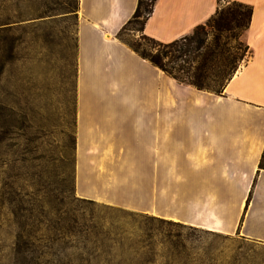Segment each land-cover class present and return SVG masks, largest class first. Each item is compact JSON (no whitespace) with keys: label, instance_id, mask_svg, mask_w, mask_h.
I'll list each match as a JSON object with an SVG mask.
<instances>
[{"label":"rangeland","instance_id":"1","mask_svg":"<svg viewBox=\"0 0 264 264\" xmlns=\"http://www.w3.org/2000/svg\"><path fill=\"white\" fill-rule=\"evenodd\" d=\"M78 10L79 0H0V264H12L18 233L39 264H264L263 241L181 219L194 200L184 198L191 184L179 181L178 151L169 183L163 150L77 151ZM209 31L206 91L217 93L214 76L225 85L250 50L244 29L224 32L220 41ZM144 36L132 30L120 39L151 49ZM151 153L155 163H148ZM58 218L73 231L55 234Z\"/></svg>","mask_w":264,"mask_h":264},{"label":"crops","instance_id":"2","mask_svg":"<svg viewBox=\"0 0 264 264\" xmlns=\"http://www.w3.org/2000/svg\"><path fill=\"white\" fill-rule=\"evenodd\" d=\"M223 1L253 7L250 55L213 93L178 82L119 38L139 0H79L77 151L163 150L165 183L178 151L179 181L191 184L184 198L194 200L181 219L264 242V0H157L144 33L161 42L181 38ZM147 159L155 163L152 153Z\"/></svg>","mask_w":264,"mask_h":264},{"label":"trees","instance_id":"3","mask_svg":"<svg viewBox=\"0 0 264 264\" xmlns=\"http://www.w3.org/2000/svg\"><path fill=\"white\" fill-rule=\"evenodd\" d=\"M156 2L157 0H139L134 14L119 31V38L124 39L123 36L127 31L140 30L144 32L146 21L152 14ZM229 2L230 3L227 7H221L219 5L216 13L204 24L196 26L191 33L184 35L181 38L171 42H161L144 33V37L152 43L151 49L144 48L141 43L137 42H129V44H131V47L141 57L148 59L154 65L172 75L179 82L193 85L201 90H212L210 83L207 82L209 75L204 70L205 62L208 61L214 53V51L208 46L209 29L215 32L217 41H220L222 34L227 31L244 29L246 33L253 13V7L251 5L238 1ZM138 25L140 26L137 27ZM1 30L2 27H0V31ZM217 44L219 45V42ZM2 47H4V42L0 41V73L5 65V59L2 55ZM244 55L245 54H242L240 58L242 59ZM235 70L236 67L228 72V81L232 78L233 75L231 74H233ZM214 77L215 82H220V87L213 90L217 93H221L226 84H222V78L220 75H215ZM259 167L264 169V152ZM61 221L59 218L55 220V234L61 233V231L64 233L73 231L72 227L70 229L61 227ZM17 237L18 239L11 252V263L39 264L38 259L40 256L33 255L29 257L27 255L28 251L32 250L29 246L30 244L28 245V243L26 244L24 241L21 242L22 237L20 233H18ZM120 247L124 248L125 244L123 242L120 243ZM104 249L107 251L111 250L108 246H104ZM148 261H153V256L150 257ZM131 262L125 261L124 259L119 261L110 260L107 261L106 264H133ZM99 263L91 261L85 263L84 261H79L75 264ZM143 263L144 262H139V264ZM168 263L169 262H167V264ZM55 264L64 263L55 262Z\"/></svg>","mask_w":264,"mask_h":264}]
</instances>
